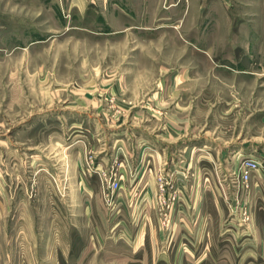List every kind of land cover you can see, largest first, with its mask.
Instances as JSON below:
<instances>
[{
	"label": "rangeland",
	"instance_id": "obj_1",
	"mask_svg": "<svg viewBox=\"0 0 264 264\" xmlns=\"http://www.w3.org/2000/svg\"><path fill=\"white\" fill-rule=\"evenodd\" d=\"M0 264H264V0H0Z\"/></svg>",
	"mask_w": 264,
	"mask_h": 264
},
{
	"label": "built area",
	"instance_id": "obj_2",
	"mask_svg": "<svg viewBox=\"0 0 264 264\" xmlns=\"http://www.w3.org/2000/svg\"><path fill=\"white\" fill-rule=\"evenodd\" d=\"M242 163L240 167V172L238 175L234 176L233 183L234 185L238 186H244L249 182L250 175L253 172H256L259 168V162L250 157H242ZM160 189L164 190V183L160 180ZM166 185V184H165ZM121 184L120 181L114 179H110V181L107 182V188L104 190V197L106 200H112L115 198V196L119 193V190H121Z\"/></svg>",
	"mask_w": 264,
	"mask_h": 264
},
{
	"label": "bare ground",
	"instance_id": "obj_3",
	"mask_svg": "<svg viewBox=\"0 0 264 264\" xmlns=\"http://www.w3.org/2000/svg\"><path fill=\"white\" fill-rule=\"evenodd\" d=\"M190 149H191V151H192V152H193V151H199V150H194L195 148H193V147H192V148H190Z\"/></svg>",
	"mask_w": 264,
	"mask_h": 264
}]
</instances>
